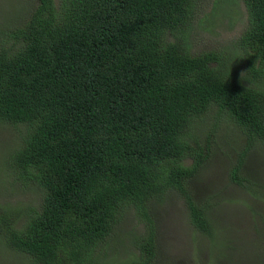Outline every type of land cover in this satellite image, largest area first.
I'll return each instance as SVG.
<instances>
[{
	"label": "trees",
	"instance_id": "1",
	"mask_svg": "<svg viewBox=\"0 0 264 264\" xmlns=\"http://www.w3.org/2000/svg\"><path fill=\"white\" fill-rule=\"evenodd\" d=\"M241 1L242 76L221 53H189L194 0H35L22 25L0 32V122L19 139L4 166L39 191L35 205L0 208L6 247L31 264H151L149 202L170 190L207 234L208 208L186 182L211 153L210 137L189 131L208 114L240 130L228 176L252 190L240 165L264 144V88L252 81L264 78V0ZM127 214L142 231L128 233L124 260L109 262L106 245Z\"/></svg>",
	"mask_w": 264,
	"mask_h": 264
},
{
	"label": "rangeland",
	"instance_id": "2",
	"mask_svg": "<svg viewBox=\"0 0 264 264\" xmlns=\"http://www.w3.org/2000/svg\"><path fill=\"white\" fill-rule=\"evenodd\" d=\"M34 4L35 0H0V32L22 25ZM192 9L190 26L184 32L189 53H221L227 64L235 68V75L242 76L246 61L243 50L235 44L246 25L242 1L194 0ZM252 81L264 88V78ZM210 119L208 114L203 123L196 122L189 130L199 140L210 137L211 153L186 182L193 200L208 208L209 232L190 224L177 191L170 190L161 198L150 200L155 225V256L151 264H264V144L254 142L240 165V174L252 190L233 183L228 171L243 147L244 137L230 120ZM15 131L10 124L0 122V208L35 205L39 199L34 185L22 187L4 166L9 151L19 142ZM21 221L19 218L15 225ZM141 231L142 224L127 214L106 245L105 258L115 263L124 260L132 252L128 233ZM0 264L31 262L6 247L0 235Z\"/></svg>",
	"mask_w": 264,
	"mask_h": 264
}]
</instances>
